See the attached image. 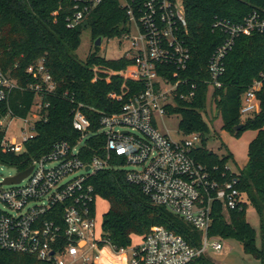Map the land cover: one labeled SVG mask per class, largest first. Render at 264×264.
Masks as SVG:
<instances>
[{
  "label": "built area",
  "instance_id": "2783aa9c",
  "mask_svg": "<svg viewBox=\"0 0 264 264\" xmlns=\"http://www.w3.org/2000/svg\"><path fill=\"white\" fill-rule=\"evenodd\" d=\"M103 1L75 0L69 27L84 24ZM119 1L128 20L126 30L118 38L120 42L130 41L123 56L132 63L122 70L95 64L93 71L96 75H119L125 81L144 82V88L132 94L120 111L102 114L97 131L91 130L84 104L79 103L73 112V127L82 133L80 138L54 143L49 152L34 160L31 173L18 183H6L9 176L0 173L1 249L33 255L50 264H103L105 247L116 255L123 254L124 264H187L210 250L224 249L223 239L210 236L209 229L216 202L222 204L225 212L243 207L237 177H215L196 159L194 150L201 146V133H185V139L176 141L157 124L158 117L169 113L168 107L177 106V98L192 101L196 96L197 85L190 78L174 81L160 71V66L185 70L191 61V50L183 36L187 28L184 3ZM215 26L229 37L210 57V77L206 82L212 88H220L225 59L235 38L264 32V17L253 12L241 23L221 19ZM133 30L137 35H132ZM27 73L35 80L31 87L38 99L31 113L23 118L27 128H23L22 143L5 136L4 151L23 152L25 142L36 135V122L46 117L42 113L50 105L46 95L57 87L43 60L30 65ZM17 86L0 64V110ZM261 87L262 81L255 80L245 93L241 108L244 115L259 110L257 92ZM128 93L124 83L121 93L111 92L109 97L123 100ZM0 125L3 126L2 120ZM98 133L106 136V143L101 154L88 159L85 146ZM125 166L132 168L126 170ZM117 168L124 169L127 180L140 185L155 204L166 206L200 230L202 244L193 246L183 236L161 226L142 235L141 242L130 249L117 252L110 245L102 247V234L98 237L96 233V205L101 196L91 178L101 170Z\"/></svg>",
  "mask_w": 264,
  "mask_h": 264
},
{
  "label": "trees",
  "instance_id": "16d2710c",
  "mask_svg": "<svg viewBox=\"0 0 264 264\" xmlns=\"http://www.w3.org/2000/svg\"><path fill=\"white\" fill-rule=\"evenodd\" d=\"M187 28L184 32L191 50V61L185 70L160 66L162 74L172 80L190 78L197 85L192 101L177 98L176 107L169 113H180V128L186 134L199 132L202 144L194 150L196 159L206 165L215 177L222 180L237 177L241 194L246 193L261 219L262 246L256 244V229L242 208L223 210L220 202L213 209V223L209 235L234 239L243 245L245 253L257 257L264 264V32L240 35L225 59L226 70L221 77L222 87L212 88L206 80L210 57L228 37V33L215 26L218 20L241 23L253 12L264 17V0H183ZM75 0H0V64L5 73L17 81L0 110V121L12 117L28 116L35 104L37 93L31 87L35 80L27 68L43 60L56 82L54 93L46 95L50 102L42 110L46 117L36 122V135L25 142L23 152L4 151L2 147L6 129L0 125V163L14 167L17 172L29 168L35 159L50 151L59 141L74 142L82 133L73 127L74 109L84 104V112L91 120V130L100 129V116L121 110L128 98L144 88V82L124 80L119 75H96L95 64L113 70L125 69L132 60L126 56L109 59L95 51L80 60L76 51L81 44L84 24L69 27ZM127 11L119 0H104L87 20L94 41L98 37H120L126 30ZM166 71H164V70ZM169 71V72H168ZM255 80L262 81L257 92L259 110L249 115L241 112L243 98ZM129 93L123 100L109 97L111 92L121 93L123 84ZM213 106L222 119V129L239 136L244 130L256 131L248 150V162L238 172L228 168L232 153L219 155L207 148L204 135L210 127L208 116ZM243 124L239 129L236 127ZM102 133L92 135L85 146L88 159L102 153L106 143ZM97 194L109 202L103 216L102 247L110 245L120 252L132 244L135 235H145L163 226L181 236L191 245L202 244V232L193 224L173 213L164 205L155 204L138 184L127 180L122 168L105 169L92 176ZM0 264H50L33 255L16 253L0 248ZM187 264H216L207 255L196 257Z\"/></svg>",
  "mask_w": 264,
  "mask_h": 264
},
{
  "label": "rangeland",
  "instance_id": "374dc122",
  "mask_svg": "<svg viewBox=\"0 0 264 264\" xmlns=\"http://www.w3.org/2000/svg\"><path fill=\"white\" fill-rule=\"evenodd\" d=\"M183 0H178V3L182 5ZM132 35H137L136 31H132ZM95 41L92 38V30L88 24V21L83 26L81 35V44L76 55L80 60L85 61L90 52L95 51ZM130 41L125 40L120 42L117 37L102 38L99 46V52L101 55L106 56L109 59H116L125 54L130 47ZM97 65V64H96ZM38 99V98H37ZM36 99V100H37ZM208 116L204 115L207 121L210 131L205 133V143L207 148L214 151L219 155L226 154L227 151L232 153V158L228 162V166L232 171L238 172L243 169L248 162V150L251 140L256 136V131L251 129L244 130L239 136L232 135L229 131L222 129V119L218 115V111L209 106ZM180 113H168L163 118L158 117L157 124L159 129L169 134L174 140L180 141L186 138V134L180 128ZM3 127L6 129V138L15 141L18 144L22 143L23 128H27L24 119L22 117H12L11 114H7L2 118ZM203 139V138H202ZM203 142L201 141V144ZM132 167L125 166L124 169L129 170ZM0 173L4 176H13L17 173L14 167L0 163ZM242 202L246 205V216L249 223L256 229V244L258 247L262 246L261 238V219L257 209L251 203L248 195L243 193ZM97 236H101L103 227V216L109 208V202L102 197L97 199ZM142 237L135 235L132 238L131 247L136 246L141 242ZM224 249L220 251H213L207 254L216 264H262V261L254 256H251L244 252L243 245L234 239H223ZM131 247H128L130 249ZM111 250V249H110ZM105 251V250H104ZM107 253V250L105 251ZM108 255V254H106ZM104 253V264H114L110 256H106ZM120 264L124 261V257H120Z\"/></svg>",
  "mask_w": 264,
  "mask_h": 264
},
{
  "label": "water",
  "instance_id": "95a60500",
  "mask_svg": "<svg viewBox=\"0 0 264 264\" xmlns=\"http://www.w3.org/2000/svg\"><path fill=\"white\" fill-rule=\"evenodd\" d=\"M102 41V37H98L95 41V45L96 46H100ZM241 126H243V124H240L236 127V129H239ZM200 146H198L199 148ZM33 170V166H30L29 168L25 169L24 171H21L13 176H9L6 179V183L10 184V183H18L20 182L22 179H24L25 177H27L31 171Z\"/></svg>",
  "mask_w": 264,
  "mask_h": 264
},
{
  "label": "crops",
  "instance_id": "0c3cea01",
  "mask_svg": "<svg viewBox=\"0 0 264 264\" xmlns=\"http://www.w3.org/2000/svg\"><path fill=\"white\" fill-rule=\"evenodd\" d=\"M105 249L107 250V253L104 251L105 255L108 254L106 256H110L111 260L114 263H116V261L117 262L119 261V263H120V260L119 259H120V257H122L123 254L116 255L115 253L112 252V250H110V247H105ZM123 257H124V255H123ZM104 261H105V257L102 258V262H104ZM121 264H124V263H121Z\"/></svg>",
  "mask_w": 264,
  "mask_h": 264
},
{
  "label": "bare ground",
  "instance_id": "6f19581e",
  "mask_svg": "<svg viewBox=\"0 0 264 264\" xmlns=\"http://www.w3.org/2000/svg\"><path fill=\"white\" fill-rule=\"evenodd\" d=\"M105 251H106V249H105Z\"/></svg>",
  "mask_w": 264,
  "mask_h": 264
}]
</instances>
